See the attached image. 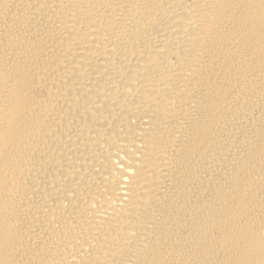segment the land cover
Instances as JSON below:
<instances>
[{
    "label": "bare ground",
    "instance_id": "1",
    "mask_svg": "<svg viewBox=\"0 0 264 264\" xmlns=\"http://www.w3.org/2000/svg\"><path fill=\"white\" fill-rule=\"evenodd\" d=\"M0 264H264V0H0Z\"/></svg>",
    "mask_w": 264,
    "mask_h": 264
}]
</instances>
